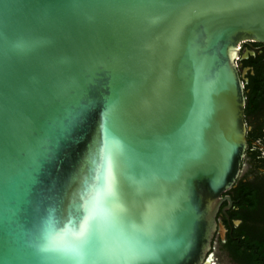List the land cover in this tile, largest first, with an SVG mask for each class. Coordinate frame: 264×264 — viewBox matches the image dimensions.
<instances>
[{"label":"water","instance_id":"obj_1","mask_svg":"<svg viewBox=\"0 0 264 264\" xmlns=\"http://www.w3.org/2000/svg\"><path fill=\"white\" fill-rule=\"evenodd\" d=\"M246 41L264 44V0H0V259L58 264L47 221L103 215L114 159L128 230L154 221L139 264H202L246 148Z\"/></svg>","mask_w":264,"mask_h":264},{"label":"flooded vegetation","instance_id":"obj_2","mask_svg":"<svg viewBox=\"0 0 264 264\" xmlns=\"http://www.w3.org/2000/svg\"><path fill=\"white\" fill-rule=\"evenodd\" d=\"M236 59L245 105L246 148L241 171L234 187L227 191L231 199L217 215V228L210 251L202 264H264V44L246 41L240 44ZM251 189L256 205L249 211L235 200L237 188Z\"/></svg>","mask_w":264,"mask_h":264},{"label":"snow or ice","instance_id":"obj_3","mask_svg":"<svg viewBox=\"0 0 264 264\" xmlns=\"http://www.w3.org/2000/svg\"><path fill=\"white\" fill-rule=\"evenodd\" d=\"M118 2V0H110ZM107 116V113L105 114ZM116 161H112L110 183L102 202L103 215L97 213L94 204L84 217V223L77 230L71 232L66 229H53L58 221L50 217L47 221L48 232L44 242L38 246V254L43 261H56L58 264H94L103 261L104 264H139L141 261L156 258L157 252L146 244V239L153 231L154 221L150 213L145 214L140 221L134 222L132 231L128 224L133 216V207L124 200L116 178ZM110 228L126 242V247L120 251L108 250L102 243L101 226ZM70 237L72 243L64 244L60 241ZM0 264H13L7 259H0Z\"/></svg>","mask_w":264,"mask_h":264},{"label":"trees","instance_id":"obj_4","mask_svg":"<svg viewBox=\"0 0 264 264\" xmlns=\"http://www.w3.org/2000/svg\"><path fill=\"white\" fill-rule=\"evenodd\" d=\"M241 184V183H237ZM235 200L240 205H246L249 211L253 210L256 205V197L251 189H244L242 184L237 188Z\"/></svg>","mask_w":264,"mask_h":264}]
</instances>
